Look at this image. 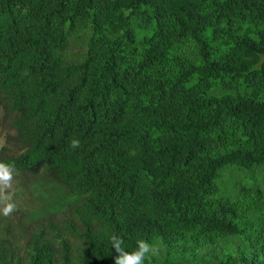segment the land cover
<instances>
[{
    "label": "trees",
    "instance_id": "16d2710c",
    "mask_svg": "<svg viewBox=\"0 0 264 264\" xmlns=\"http://www.w3.org/2000/svg\"><path fill=\"white\" fill-rule=\"evenodd\" d=\"M0 101L75 199L0 264H264V0H0Z\"/></svg>",
    "mask_w": 264,
    "mask_h": 264
},
{
    "label": "rangeland",
    "instance_id": "374dc122",
    "mask_svg": "<svg viewBox=\"0 0 264 264\" xmlns=\"http://www.w3.org/2000/svg\"><path fill=\"white\" fill-rule=\"evenodd\" d=\"M13 120L14 114L0 103V160L12 158L21 150ZM14 188L18 210L11 217L0 216V239L13 242L22 254L29 227L61 216L75 199L65 185L43 174L17 173Z\"/></svg>",
    "mask_w": 264,
    "mask_h": 264
},
{
    "label": "clouds",
    "instance_id": "9594fccd",
    "mask_svg": "<svg viewBox=\"0 0 264 264\" xmlns=\"http://www.w3.org/2000/svg\"><path fill=\"white\" fill-rule=\"evenodd\" d=\"M81 146L79 139H72L70 147L75 150ZM16 170L13 165L0 160V216L11 217L17 210L15 202L14 179ZM112 247L118 254L115 256L114 264H146L154 257L159 256V248L144 239L137 241L133 251H127L124 247V240L113 234L110 237Z\"/></svg>",
    "mask_w": 264,
    "mask_h": 264
}]
</instances>
